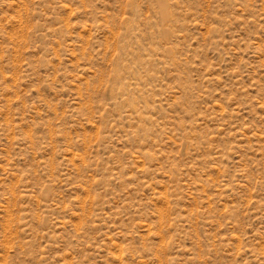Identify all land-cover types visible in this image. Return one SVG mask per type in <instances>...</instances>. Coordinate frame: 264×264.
<instances>
[{
    "label": "rangeland",
    "instance_id": "1",
    "mask_svg": "<svg viewBox=\"0 0 264 264\" xmlns=\"http://www.w3.org/2000/svg\"><path fill=\"white\" fill-rule=\"evenodd\" d=\"M0 264H264V0H0Z\"/></svg>",
    "mask_w": 264,
    "mask_h": 264
}]
</instances>
